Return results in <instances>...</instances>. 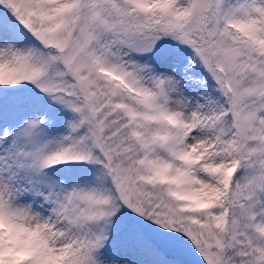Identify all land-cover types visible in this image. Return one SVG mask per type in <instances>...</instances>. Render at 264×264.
I'll list each match as a JSON object with an SVG mask.
<instances>
[{
  "label": "snow or ice",
  "instance_id": "obj_1",
  "mask_svg": "<svg viewBox=\"0 0 264 264\" xmlns=\"http://www.w3.org/2000/svg\"><path fill=\"white\" fill-rule=\"evenodd\" d=\"M0 264H264V0H0Z\"/></svg>",
  "mask_w": 264,
  "mask_h": 264
}]
</instances>
